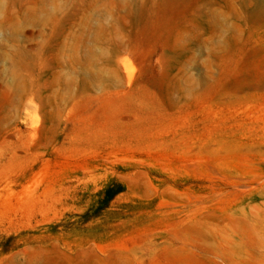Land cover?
Wrapping results in <instances>:
<instances>
[{
    "label": "rangeland",
    "instance_id": "1",
    "mask_svg": "<svg viewBox=\"0 0 264 264\" xmlns=\"http://www.w3.org/2000/svg\"><path fill=\"white\" fill-rule=\"evenodd\" d=\"M0 264H264V0H0Z\"/></svg>",
    "mask_w": 264,
    "mask_h": 264
}]
</instances>
